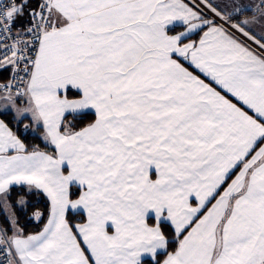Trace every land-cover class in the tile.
Here are the masks:
<instances>
[{
  "label": "snow or ice",
  "instance_id": "obj_1",
  "mask_svg": "<svg viewBox=\"0 0 264 264\" xmlns=\"http://www.w3.org/2000/svg\"><path fill=\"white\" fill-rule=\"evenodd\" d=\"M5 71L0 264H264V0H0Z\"/></svg>",
  "mask_w": 264,
  "mask_h": 264
},
{
  "label": "trees",
  "instance_id": "obj_2",
  "mask_svg": "<svg viewBox=\"0 0 264 264\" xmlns=\"http://www.w3.org/2000/svg\"><path fill=\"white\" fill-rule=\"evenodd\" d=\"M251 14L250 12L246 13V15ZM1 79H5L0 76ZM3 119L10 120L9 116H2ZM25 143L31 148L32 145H39L41 150H47L44 148V145L40 142L39 139L28 137L25 140ZM21 194V189L19 187H13L11 189V197L10 201L13 205H15L18 196ZM28 206L26 209L21 210L20 208H13L15 213L19 218V224L24 228L25 233H35L38 232L43 224L46 222L48 211H49V202L47 198L38 190H34V194L27 196ZM36 210H40L43 214L42 217L38 221H34L30 218V215L34 213ZM78 219V218H77ZM4 222V214L3 211H0V223Z\"/></svg>",
  "mask_w": 264,
  "mask_h": 264
},
{
  "label": "crops",
  "instance_id": "obj_3",
  "mask_svg": "<svg viewBox=\"0 0 264 264\" xmlns=\"http://www.w3.org/2000/svg\"><path fill=\"white\" fill-rule=\"evenodd\" d=\"M245 2H248V3H254L255 2V0H245ZM251 13V12H250ZM252 15V13L251 14H248V16H251ZM0 118H2L3 119V117L2 116H0ZM15 187V186H14ZM42 193V192H41ZM43 194V193H42ZM44 195V194H43ZM45 197H46V195H44ZM47 198V197H46ZM47 200H48V198H47ZM48 202H49V200H48ZM49 207H50V202H49ZM12 211H14V209H11ZM47 218H48V216H47ZM46 222H47V219H46ZM45 222V223H46Z\"/></svg>",
  "mask_w": 264,
  "mask_h": 264
},
{
  "label": "built area",
  "instance_id": "obj_4",
  "mask_svg": "<svg viewBox=\"0 0 264 264\" xmlns=\"http://www.w3.org/2000/svg\"><path fill=\"white\" fill-rule=\"evenodd\" d=\"M0 76L5 78V79L0 78V81H6L9 78V72H7V71L2 72V73H0Z\"/></svg>",
  "mask_w": 264,
  "mask_h": 264
},
{
  "label": "rangeland",
  "instance_id": "obj_5",
  "mask_svg": "<svg viewBox=\"0 0 264 264\" xmlns=\"http://www.w3.org/2000/svg\"><path fill=\"white\" fill-rule=\"evenodd\" d=\"M10 211H12V210L10 209ZM37 211L41 212L40 210H36L35 212H37ZM30 218H31L32 220H34V221H38V220H36V219L33 218V213L30 215Z\"/></svg>",
  "mask_w": 264,
  "mask_h": 264
}]
</instances>
